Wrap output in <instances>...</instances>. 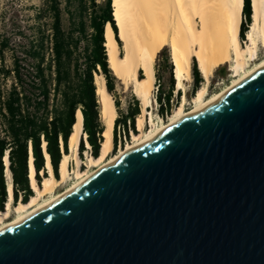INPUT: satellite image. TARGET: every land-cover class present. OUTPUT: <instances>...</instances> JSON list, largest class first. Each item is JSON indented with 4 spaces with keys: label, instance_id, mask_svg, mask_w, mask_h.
I'll use <instances>...</instances> for the list:
<instances>
[{
    "label": "water",
    "instance_id": "water-1",
    "mask_svg": "<svg viewBox=\"0 0 264 264\" xmlns=\"http://www.w3.org/2000/svg\"><path fill=\"white\" fill-rule=\"evenodd\" d=\"M0 264H264V69L1 232Z\"/></svg>",
    "mask_w": 264,
    "mask_h": 264
},
{
    "label": "trees",
    "instance_id": "trees-1",
    "mask_svg": "<svg viewBox=\"0 0 264 264\" xmlns=\"http://www.w3.org/2000/svg\"><path fill=\"white\" fill-rule=\"evenodd\" d=\"M41 2L36 13L38 28L33 37L24 39L18 47L7 38L0 41V211L5 210L9 186L14 204L19 201L27 203L34 195L29 178L31 157L37 184H41V172L48 175L44 143L54 176L59 178V165L63 155L69 153L68 140L79 109L84 117L83 131L87 135L90 154L93 158L99 156L104 126L100 119L95 75L105 77L111 95L116 89L117 79L109 68L105 47L108 23L121 45L112 0ZM251 16V0H244L242 41ZM7 53L10 55L9 65L6 63ZM169 68L172 75V65ZM193 77L194 94L203 79L198 69ZM173 88L171 78L170 90L167 93L159 90L156 95L158 115L162 119L171 113ZM115 105L119 112L117 101ZM140 114L137 99L127 114L119 113L114 127L115 149L121 126L128 139L130 132H137L136 118ZM86 150L85 141L81 139V157ZM5 158L12 177L10 184L5 175Z\"/></svg>",
    "mask_w": 264,
    "mask_h": 264
},
{
    "label": "bare ground",
    "instance_id": "bare-ground-1",
    "mask_svg": "<svg viewBox=\"0 0 264 264\" xmlns=\"http://www.w3.org/2000/svg\"><path fill=\"white\" fill-rule=\"evenodd\" d=\"M243 7L244 0H112L113 15L121 45L111 24L108 23L105 30V47L109 68L124 85L125 90L132 88L146 112H149L148 108L153 103L155 63L158 54L165 48L170 50L177 91L182 90L185 82L191 81L193 62H196L206 84L214 71L233 63L230 70L234 72V80L225 90L210 98H206V85L198 89L192 98L194 107L189 111L184 109L186 104L184 96L181 105L170 116V120L157 128L152 125V129L148 132H142L143 120L140 118L138 130L141 133L133 134L132 143H128L116 155L108 158L113 149L114 127L118 112L112 95L107 91L105 78L97 75L96 94L104 132L99 156L89 158V164L95 167V170L91 173L80 170L79 146L81 139L87 138V135L83 131L84 117L79 109L68 140L69 153L63 155L59 165L60 180L54 176L44 143L46 170L49 175L44 176L42 183L38 185L31 157L29 178L35 195L27 203L21 202L15 206L18 217L14 220L8 221V210L0 211L1 221H7L0 227V233L69 195L93 175L126 154L156 139L185 119L216 104L264 69V60L247 69L249 60L256 61L259 46L264 49V0H251L252 16L245 42L240 38ZM87 147L89 148L90 145L87 144ZM70 160L76 166L77 182L65 192L39 204L42 197L53 194L55 189L69 178ZM5 163L8 167L7 158ZM5 175L10 184L12 177L8 168ZM8 198L10 201L13 200L11 186L8 189Z\"/></svg>",
    "mask_w": 264,
    "mask_h": 264
},
{
    "label": "rangeland",
    "instance_id": "rangeland-1",
    "mask_svg": "<svg viewBox=\"0 0 264 264\" xmlns=\"http://www.w3.org/2000/svg\"><path fill=\"white\" fill-rule=\"evenodd\" d=\"M103 1V0H100ZM42 2L41 0H0V41L2 39H9L12 45L21 46L23 43V40L26 38L33 37V33L38 28V23L36 20V13L41 8ZM244 21V17H243ZM47 29V27L45 28ZM249 30V29H248ZM248 32V31H247ZM49 33V31H48ZM247 35V33H246ZM246 38V36H245ZM245 42V39L244 41ZM6 63L10 64V55L9 53L6 54ZM264 60V49L259 46L257 58L256 61L249 60L247 63V69L252 68L256 63ZM172 65V75L170 72L169 66ZM233 63L226 64L222 66V68L214 71L210 81L206 84L205 80L203 79L202 84L200 85L199 89L206 85L207 87V97L210 98L223 90H225L234 80V72L230 70ZM195 69L197 68L196 62H193L192 65V79L190 82H185L183 85V88L181 91L176 90V80L174 78V65L171 60L170 50L169 48H165L163 51H161L158 54L156 63H155V89L153 91V100L152 104L149 106L148 110L149 112H146L143 109V106L141 104V101L134 95L132 88H129L125 90L124 85L121 84V82L117 79L116 83V89L114 94L112 95L114 101H117L119 104V113L121 114H127L129 109L133 107V102L135 99L139 101V104L141 106V114L136 118V133L129 134L128 139L125 138L123 133V128L121 126L119 133H118V145L117 148H114L108 155V158H111L112 156L116 155L122 148H125L128 143H132V135L136 134L139 135L141 133L140 130H138V120L141 118L143 120V128L142 132H148L152 129V125H154L155 128L162 125V123H166L170 120V116L172 113L176 110L177 107H179L183 101V97H186V104L184 106V109L186 111L191 110L194 107V104H192V98L195 96L196 93L193 94V86H194V77L193 74L195 72ZM223 72L226 73V75H223ZM103 76V75H100ZM172 76V77H171ZM97 77V75H95ZM104 77V76H103ZM105 78V77H104ZM171 78L174 80V88H173V100H172V106H171V113L166 117V119H162L158 115V108L159 104L156 101V95L158 94V91H164V93H167L170 90L171 86ZM106 80V79H105ZM157 85H160L158 87V91H156ZM114 138V135H113ZM82 139L85 138L83 137ZM86 151L83 153V156L81 157L79 154V158L81 160V166L80 170L84 173H91L95 170V167L90 166L89 164V158H91L90 154V147L88 148L85 142ZM93 158V157H92ZM68 169L70 172L69 178L60 184L58 186L53 194L47 195L42 197L39 200V204L46 202L50 200L53 196L59 195L63 192H65L67 189H69L71 186H73L76 182V175L75 170L76 166L75 163L70 160ZM49 175V174H48ZM41 177V183L44 178V173H40ZM57 180H60V173L59 178ZM35 195V193H34ZM21 203L20 201L17 204L13 203V200L10 201L9 198L7 200L5 210L9 211V219L8 221L14 220L18 217V214L15 212V206L19 205ZM9 205V207H8ZM7 221H1L0 216V227L6 223Z\"/></svg>",
    "mask_w": 264,
    "mask_h": 264
},
{
    "label": "built area",
    "instance_id": "built-area-1",
    "mask_svg": "<svg viewBox=\"0 0 264 264\" xmlns=\"http://www.w3.org/2000/svg\"><path fill=\"white\" fill-rule=\"evenodd\" d=\"M158 87H159V85H157V87H156V91H158ZM86 139V138H85Z\"/></svg>",
    "mask_w": 264,
    "mask_h": 264
},
{
    "label": "clouds",
    "instance_id": "clouds-1",
    "mask_svg": "<svg viewBox=\"0 0 264 264\" xmlns=\"http://www.w3.org/2000/svg\"><path fill=\"white\" fill-rule=\"evenodd\" d=\"M86 145L88 144L87 140L85 139Z\"/></svg>",
    "mask_w": 264,
    "mask_h": 264
}]
</instances>
